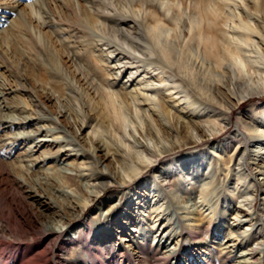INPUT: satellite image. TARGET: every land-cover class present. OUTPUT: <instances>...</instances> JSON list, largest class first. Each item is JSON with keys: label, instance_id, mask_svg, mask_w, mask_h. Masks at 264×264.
<instances>
[{"label": "rangeland", "instance_id": "rangeland-1", "mask_svg": "<svg viewBox=\"0 0 264 264\" xmlns=\"http://www.w3.org/2000/svg\"><path fill=\"white\" fill-rule=\"evenodd\" d=\"M153 1L161 18L162 14L167 19L175 12L182 11L184 16L192 12L193 0H164V6L173 4L170 11L159 5V0ZM153 1L45 0L43 5L40 0H0V123L16 122L14 128L0 130V238L8 244L1 263L12 264L17 258L14 264H31L34 259L39 264L49 260L61 264H264V174H260L264 158L256 156L253 141L245 139L243 128L251 115H263L264 94L243 102L233 111L230 126L214 137L195 146L186 141L181 145L184 135L191 134L184 124L183 104L162 102L155 96L164 124L145 102L137 105L135 101L143 98L144 80L160 84L158 71L123 58L121 75L111 76L117 70L115 59L124 56L122 45L87 25L90 18L141 27L146 23L145 7ZM227 2L234 7L233 1ZM18 12L25 19L22 26L16 21ZM241 16L245 19L243 11ZM40 19L48 24L41 25ZM164 26L173 28L167 20ZM94 40L98 45L93 48ZM62 42L78 55L80 67L64 56ZM102 43L111 46L101 47ZM107 48H116L115 58L112 55L106 60V51L101 49ZM52 53L57 55L55 60ZM129 71L135 72L127 81ZM105 90L113 92L116 105L121 103L115 91H121L133 109L138 106L148 110L146 114L154 112L148 126L150 119L147 122L143 114V129L147 126L156 138L135 135L150 148L144 163L135 157V149L122 143L123 134L126 142H133L129 127L125 133L124 129L117 131L106 117L101 107L105 97L100 98ZM201 108L199 105V112ZM139 115L142 117L141 112ZM260 117L264 122V116ZM200 120L205 122V117ZM208 130L215 129L209 126ZM161 138L167 142L161 143ZM97 142L100 146L95 148ZM175 143L180 145L173 151L170 145ZM245 148L248 165L244 172L252 194L238 197L237 189L241 191L244 185L234 167ZM195 159L201 161L195 163L197 167H184L183 163ZM128 160L134 167L120 170V162ZM147 162L150 165L146 166ZM25 164L32 175L15 169L17 165L25 169ZM100 170L116 175L106 188L92 177ZM189 170L195 172L193 177L187 176ZM209 172L214 175L206 199L210 213L201 205L198 184ZM57 173L68 178L77 173L89 176L79 180L78 191L63 186ZM51 181L62 185L58 191ZM88 193L95 199L87 207H73V198L79 201ZM246 198L252 200L250 214L237 207L247 203ZM185 206L190 207V214L185 213ZM13 220L21 224L12 233L6 224L12 225ZM240 220L248 240L237 244L232 231ZM194 221L205 231L195 235ZM49 226L56 230L46 231ZM60 227L63 234L57 230ZM25 246L31 247V253L21 261L16 253Z\"/></svg>", "mask_w": 264, "mask_h": 264}, {"label": "bare ground", "instance_id": "bare-ground-1", "mask_svg": "<svg viewBox=\"0 0 264 264\" xmlns=\"http://www.w3.org/2000/svg\"><path fill=\"white\" fill-rule=\"evenodd\" d=\"M40 1L45 5V0ZM227 1L228 0H193L191 13L184 16L182 11L175 12L167 19L164 16L165 14H162L161 18L160 11L154 1L153 3L149 2L150 7H145L144 10L145 19H143L146 20V23L141 25V27L138 23H134V25L130 27L120 21L91 20L88 18L90 23L87 20L89 29L93 31L96 30L98 35H102L113 41L115 40L118 44L122 45L121 53L124 54V56L115 59L117 70L110 73L111 76L115 75L119 78L118 75H121L120 63L123 58L129 59L130 63L139 64L152 71H158L156 78L160 84L158 86L154 85V79L144 80L141 84L143 88V98L141 100H135L137 101V105H139V101L145 102L149 109L157 113L161 122H164L165 117L155 102L156 95L159 96L158 99H162V102H175L184 105H181V109L186 110L184 117L187 119L183 121L184 124L190 128L189 131L191 134L184 135L185 140H183L181 145L186 141L189 146H195L199 145L200 141L209 140L212 136L214 137L220 131L222 132V130L230 126L232 123L233 111L238 109L243 102L252 97L264 94V0H229L233 1L234 7L228 6L229 2ZM157 3H159L160 6H164V0H159ZM145 5H148V1H146ZM172 5L173 4H168L166 2L164 6L165 10L170 11ZM90 7H92V5H90ZM1 10L3 11V9ZM7 10L12 12L15 9L11 8L12 11L10 9ZM241 11H243L245 19L241 16ZM14 12L16 11L12 13ZM17 14L19 18H17L16 21L22 26L25 19L21 17L19 12ZM85 16L87 19L86 13ZM163 19L165 21L167 20L168 24L171 23L173 28H166ZM21 22H23V24ZM259 23L262 25L260 26ZM40 24L46 25L48 23L40 19ZM170 30L173 31L170 33ZM46 44L45 41L43 45ZM63 44L62 52H64V56L72 60L77 67H80L81 64L77 59L78 55L70 50L69 45ZM107 44L109 45L108 47L111 46L110 43ZM107 44L102 43L100 46H107ZM97 45V41L94 40L91 47L94 48ZM46 49L49 54H51L48 46ZM115 49L116 48L101 49L102 53L106 51V60L108 56L111 57L113 55V58L116 57L114 56ZM52 56L53 60L57 57L56 53H52ZM91 60L93 61L92 58ZM78 63L79 66L77 65ZM134 72L129 71L130 74L127 81L133 79L134 74L132 73ZM164 90H167L168 93H165ZM115 94L117 98H119L121 105H116L113 99V92L105 90V93H101L100 95L101 99L103 96L105 97L101 107L104 109L106 117L114 124L117 131H122V129H124L125 133V127H129L128 135L130 139L132 138L133 142H131V145L129 144V140L126 142L125 139H123L125 134H123L121 135L123 136L121 138L122 143L135 149V157L141 160V163H144L147 159L145 155L150 151V148L148 149L149 146L147 144L136 139L135 135L143 134V136L148 137L147 139L150 140L156 138V136H153L147 129V126L152 124L150 116L153 111L151 110V112H148L150 114H146L148 111H146V109H141L138 106H134L135 108L133 109L131 105L129 106L126 103L121 91H115ZM134 105H136V103H134ZM199 105H202V112H199ZM139 112L142 113V117H140ZM143 114L147 122L150 119V123H147L145 131L143 129L145 125L143 123ZM8 116L10 115H7V117ZM251 116L252 117L248 118L243 124L244 130L247 132V135L244 134L245 139L253 141L252 146L254 149L252 150L255 151L257 154L256 156L263 159L264 157L261 153H264V139L261 136H264V122H261L262 119L260 116H264V113L263 115L260 113V116L257 118H254L253 115ZM201 117H205V122L200 120ZM164 124H166V122H164ZM14 126H16L15 120H7L5 122L2 120L0 123V130H10L14 128ZM209 126L215 130L209 131ZM208 131L209 134L207 133ZM197 132L198 135H196ZM155 134L157 135V132H155ZM240 135L244 136L243 134ZM176 137L177 136L174 138ZM159 141L161 143L167 142L163 138L159 139ZM97 143L98 145H96L95 148L100 146L99 142ZM175 144V146L170 145L173 151L179 149L178 147L180 144ZM153 147L155 149V145H153ZM115 149L117 150V148ZM261 149L263 150L261 151ZM246 150L247 148L240 152L234 167L237 177L242 179L244 185L241 191L237 189L238 197L252 194L251 183L246 180L247 175L244 172V169L248 165V153ZM197 159H195L194 162L187 161L183 163L184 167L194 169L197 167L195 163L201 162L200 160L197 161ZM120 164L121 166L119 167L122 171L134 167L132 160H128L125 164L121 161ZM145 165L148 166L150 163L147 162ZM256 166H258V164ZM24 167L25 169L21 167V165H17L15 169L17 172H25L26 175H32L31 172L26 171V168H30V166H26L25 164ZM135 167L138 169L137 165ZM260 172V174H264V171ZM193 173L195 172H190L189 170L187 171V174H189L187 176L191 174V177H193ZM57 174L62 180L63 186H74L78 191L80 189L79 180L83 176H89L77 173L74 177L68 178L67 175ZM115 176L116 175H112L104 170L92 173L93 179L96 180L98 185L102 188H106ZM213 177L214 175L212 172L206 173L198 183L200 187V196L202 197L201 205H203V208L207 206L206 209L209 210V213L211 208L208 207L209 203L206 199L212 192L211 183H213ZM161 181H163L164 184L168 183L167 178H162ZM51 185H56L54 186V190L57 191L60 189H58V187L62 186L56 183V181H51ZM91 193L82 195V199L79 201L73 198V207L78 210L87 207L89 202L95 199L92 197ZM246 199L247 203H241V205L237 207L241 209V211L250 214L253 212L251 205L252 200L249 198ZM241 201L243 200H240V202ZM183 209L186 214L191 213L190 207L185 206ZM239 212L240 210L238 213ZM11 222L12 225L6 224V227H8L11 232L18 231L21 224L20 221L13 220ZM242 224V220L238 221L234 225L232 231L233 241H236L237 244L244 243L248 240V233L245 230H241ZM201 225L200 222L194 221L193 227L195 235L200 234L201 230L205 231L206 228ZM44 229L49 232L56 230V228L52 226ZM57 230L61 234L64 233L62 227ZM77 235L80 236V233ZM78 236L76 238H78ZM7 245V242L0 238V257L3 253L7 254ZM22 249L24 250H19L16 253V255L19 254L18 257L21 261L31 253L30 246H25ZM249 254L252 255L253 251H251V253L249 252ZM12 260V264H14L17 258H13ZM32 261L31 264H39L38 260L34 259ZM0 264L4 263L0 262ZM41 264L61 263H59L58 260H55L53 263L49 260Z\"/></svg>", "mask_w": 264, "mask_h": 264}]
</instances>
